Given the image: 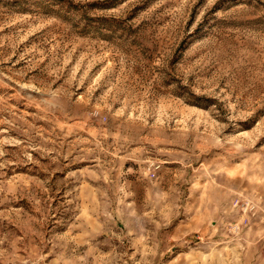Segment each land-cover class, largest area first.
<instances>
[{
  "label": "rangeland",
  "instance_id": "obj_1",
  "mask_svg": "<svg viewBox=\"0 0 264 264\" xmlns=\"http://www.w3.org/2000/svg\"><path fill=\"white\" fill-rule=\"evenodd\" d=\"M0 264H264V0H0Z\"/></svg>",
  "mask_w": 264,
  "mask_h": 264
}]
</instances>
